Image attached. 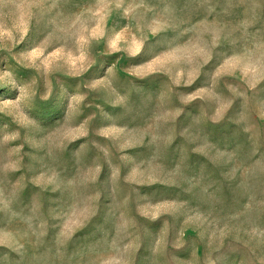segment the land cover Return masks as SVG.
Masks as SVG:
<instances>
[{
	"label": "clouds",
	"instance_id": "obj_1",
	"mask_svg": "<svg viewBox=\"0 0 264 264\" xmlns=\"http://www.w3.org/2000/svg\"><path fill=\"white\" fill-rule=\"evenodd\" d=\"M0 90V264H264V0H0Z\"/></svg>",
	"mask_w": 264,
	"mask_h": 264
},
{
	"label": "rangeland",
	"instance_id": "obj_2",
	"mask_svg": "<svg viewBox=\"0 0 264 264\" xmlns=\"http://www.w3.org/2000/svg\"><path fill=\"white\" fill-rule=\"evenodd\" d=\"M122 64L124 63V61L121 62ZM0 96H6V93L4 90H0ZM58 114L52 110H49L46 112L45 114V119L49 122H51L52 120H54L56 118Z\"/></svg>",
	"mask_w": 264,
	"mask_h": 264
}]
</instances>
